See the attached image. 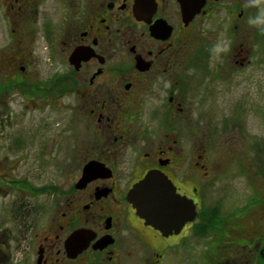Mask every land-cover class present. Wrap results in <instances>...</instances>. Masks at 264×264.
<instances>
[{
  "label": "flooded vegetation",
  "instance_id": "flooded-vegetation-1",
  "mask_svg": "<svg viewBox=\"0 0 264 264\" xmlns=\"http://www.w3.org/2000/svg\"><path fill=\"white\" fill-rule=\"evenodd\" d=\"M199 1V9L184 16L180 0H63L57 22L65 70L32 88L47 105L64 99L82 134L64 163L70 179L52 186L44 209L18 227L15 258L0 238V264H262L264 197L242 207L228 204L224 226L198 229L207 227L202 217L210 209L205 194L215 132L209 124L222 123L228 143L231 130L247 138L240 133L246 117L261 118L264 24L248 20L264 0ZM45 2L0 0L8 41L21 37L23 25H42ZM52 22L50 12L42 23ZM45 35L51 38V28ZM223 42L226 50H212ZM28 64L17 47L0 53V74L12 85L27 79ZM87 164L96 171L82 182ZM151 170L163 173L195 212L177 230L148 223L127 199ZM9 182L14 185L0 176V193ZM246 209L259 224L254 218L240 223ZM228 229L239 236L213 237ZM221 239L225 248L216 244Z\"/></svg>",
  "mask_w": 264,
  "mask_h": 264
},
{
  "label": "rangeland",
  "instance_id": "rangeland-1",
  "mask_svg": "<svg viewBox=\"0 0 264 264\" xmlns=\"http://www.w3.org/2000/svg\"><path fill=\"white\" fill-rule=\"evenodd\" d=\"M62 3L63 0L45 2L40 16L42 25L38 23L31 28L23 25V34L18 40L8 41L10 26H5L0 18V53L3 50L10 53L17 47L29 59L27 79L22 85H12V80L4 78V73L0 74V86H7L0 93V140H3L4 146L0 152V176L14 181V185L6 183L0 193L5 227L0 238L4 244L7 243L6 250L13 258L16 256L18 227L34 217L37 209H44L52 186L70 179V171L63 169L64 163L68 160L74 140L82 134L81 124L70 120L69 114H74V110L65 107L64 99L55 101L53 106L47 105L45 95L32 88L51 73L55 75L65 70V63L59 54L61 25L57 22ZM50 12L53 25L47 27L42 21ZM50 28L53 35L47 40L45 31L48 32ZM222 44L224 46L225 43ZM261 105L260 119L246 117L242 122L240 133L247 138L239 139L237 131L231 130V139L225 143V136L221 132L222 123L209 124L215 132L213 139L210 138V160L214 169L205 198L210 203V209H217L215 215L220 219V226H224L226 212L231 210L228 206L242 207L255 196L264 197V58ZM15 181L20 183L15 185ZM227 190L230 195L226 197ZM253 218L257 222L254 210L246 209V214L239 220L248 226ZM259 219L262 225L258 233L264 237V218L261 216ZM224 233L232 237L239 236L228 229L219 231L213 237L217 241ZM216 244L225 248L227 240L221 239Z\"/></svg>",
  "mask_w": 264,
  "mask_h": 264
},
{
  "label": "water",
  "instance_id": "water-1",
  "mask_svg": "<svg viewBox=\"0 0 264 264\" xmlns=\"http://www.w3.org/2000/svg\"><path fill=\"white\" fill-rule=\"evenodd\" d=\"M180 2L184 16L194 14L201 5L199 0L197 4L187 0ZM95 171L91 164L85 165L81 181L84 182ZM127 199L141 217L160 229L177 230L186 220L192 219L195 213L190 207V202L179 197L168 178L157 170L148 171L135 183L128 191Z\"/></svg>",
  "mask_w": 264,
  "mask_h": 264
},
{
  "label": "trees",
  "instance_id": "trees-1",
  "mask_svg": "<svg viewBox=\"0 0 264 264\" xmlns=\"http://www.w3.org/2000/svg\"><path fill=\"white\" fill-rule=\"evenodd\" d=\"M56 87L58 88V86H55L54 92H56V90H57ZM0 88H7V86L1 85ZM207 210H208V212L204 211L207 214L204 213L202 218H203V221L208 222V225L204 229H198L199 234L200 233H206L208 231L207 230L208 227L212 226V228H213V226H216L218 224L217 222H220V219H218L216 216L217 215V209H207ZM261 262H262V264H264V258H263V260H261Z\"/></svg>",
  "mask_w": 264,
  "mask_h": 264
},
{
  "label": "clouds",
  "instance_id": "clouds-1",
  "mask_svg": "<svg viewBox=\"0 0 264 264\" xmlns=\"http://www.w3.org/2000/svg\"><path fill=\"white\" fill-rule=\"evenodd\" d=\"M250 3L252 5H255L258 3V0H250ZM248 23L251 25H260L264 24V8H261L259 13L253 17H249ZM227 49V46L221 47L220 45H216L213 47V51L216 53H219L220 51H224Z\"/></svg>",
  "mask_w": 264,
  "mask_h": 264
}]
</instances>
